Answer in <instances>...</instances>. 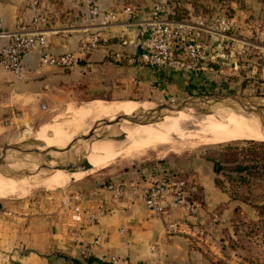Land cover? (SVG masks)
Returning <instances> with one entry per match:
<instances>
[{
    "label": "crops",
    "instance_id": "0c3cea01",
    "mask_svg": "<svg viewBox=\"0 0 264 264\" xmlns=\"http://www.w3.org/2000/svg\"><path fill=\"white\" fill-rule=\"evenodd\" d=\"M31 1L0 0L3 27L39 30L47 52L74 53L76 62L70 69L39 66L38 52L32 49L23 55L18 76L0 70V130L7 128L16 110L34 120L54 103L173 100L207 88L214 78L210 58L196 71L158 69L135 59L143 49V23L150 9L166 0H96L99 10L116 14L114 20L90 17L86 0H38L36 10L30 8ZM253 2L243 0L236 12H252L255 2L260 4ZM262 8L259 5V12ZM93 34L97 40L91 44ZM4 44L0 41V47ZM158 168L170 169L165 162L149 163L86 178L35 202L0 200V264H55L64 257H91L92 263L117 257L124 264H209L224 259L223 241L212 239L229 227L236 207L214 187L211 163L198 155L186 166L195 186L201 187L194 217L181 209L156 215L144 207V179ZM111 182L126 185L117 200L107 188ZM18 247L27 252L17 255Z\"/></svg>",
    "mask_w": 264,
    "mask_h": 264
},
{
    "label": "rangeland",
    "instance_id": "374dc122",
    "mask_svg": "<svg viewBox=\"0 0 264 264\" xmlns=\"http://www.w3.org/2000/svg\"><path fill=\"white\" fill-rule=\"evenodd\" d=\"M183 1V5L189 10V15L185 20L187 22H192L197 18H200L203 20L204 25H207L210 24L213 16L216 13H225V15L229 17H235V20L238 24V26L236 25L233 30L227 33L231 39L225 42L226 47L220 51V53L214 52L213 57L210 58L209 64L212 65L211 68L212 72L214 73V78L210 80L211 83H209V86L207 88L198 89L193 94H189V96L198 93H239L242 95L254 96L257 100L264 101V0H259L260 4L254 0L257 10L253 9L252 12L243 11V14H238V11L236 12V10L243 8V6L242 4L239 5L238 2H236V5L234 0L231 2H228L227 0H224V2H217V0ZM259 5L263 6L260 12L258 10ZM205 34L207 35L204 36L205 38L201 37L200 33L196 34V41L202 45H210L211 43H214L215 36L209 33ZM238 81H242L246 84L250 81L263 82L259 84L261 88L253 89L252 94V89L249 90L245 87H243V89L238 88ZM89 102L90 101H85L77 104L70 102L64 104L54 103L51 105L49 110H46V113L44 112L43 114H40L41 116H38V118H35L34 120L22 117L21 112L16 110L14 112L15 118L12 119L6 129L0 130V145L20 142L23 143L28 140H33L32 137L40 136L38 135L40 133L37 132L42 130L46 123L48 125L60 123L61 121L69 118V116L67 118L66 116L70 115V112L76 110V108L80 106L88 104ZM107 102L113 104H139L138 107L145 105L139 101L137 102L129 100ZM138 107L129 109H137ZM226 109L228 108H225L224 110ZM187 113H191V115L196 117L206 115L198 113V111L194 110H188ZM60 114H62V117ZM58 116H60V118ZM95 119H97V117ZM6 122H8V119ZM90 124L91 122L85 124L81 130H77L75 133L89 128ZM173 124L174 123H170L167 125L171 127ZM121 128L122 126H111L107 129L100 130L92 137V139L102 138L101 140L124 141L125 133L122 132ZM183 129L185 132H193L196 128L193 125L188 124L187 126H184ZM60 137H62V135ZM171 138L174 139H172L170 142L159 143L143 149L141 148L136 151H130L126 154H116L108 160V164L106 163L107 165H104L103 167L92 168L89 171L84 172L80 176L81 178L79 177L75 180L67 179L63 184L60 186L58 185L59 187H49L39 184L42 182L41 180L47 178H43L44 176H47L49 173H51L49 170L45 169L38 170V166L40 164H49L53 166L59 164H70L72 166L71 169L75 171L87 170L90 168L89 164L83 158H80L78 161H74L73 159L69 158V151L67 154L66 152L55 153L53 155L55 161H46L41 156L34 157L28 153L16 151L11 152L4 160L5 165L7 164V161L11 162L13 163L11 166L15 170L26 169L28 171L36 172L29 178H36L37 180L38 178L42 177L43 179H39V182H34L23 178L20 181L24 183H19L20 185H33L23 193L24 195H14V197L8 196L9 198L4 197L3 199L0 198V200H24L31 198L35 202V200L43 194L48 195L50 193H58L78 181H82L95 175H102L106 174L107 172L115 173L125 168L158 162H165L167 167L178 173V176L184 178L188 183L186 184L188 185L189 194H191L195 200H199L201 196V187H199L198 184L195 186L196 181L194 177L190 175L189 170H186V166L188 161L196 160L198 155L201 158H203V155L206 154L214 155L216 157L215 168H217L218 171L214 172L213 168H211V171L214 175L212 179L214 187H216L219 192L224 193L228 201L231 200V203L235 204L236 207L233 217L229 219L231 222L229 227L225 231L222 229L217 232L215 231L216 233H219V239H217L215 236L214 239H212L213 241H223L221 244L225 258L222 259L221 262L223 264H264V141L239 139L220 143L201 144L197 142L194 137H187L185 139L177 138L176 140L175 135L172 134ZM89 142L90 140L78 141L76 143ZM182 142L184 143L182 144ZM39 144H42V142L38 141V145ZM171 144L174 145L172 146ZM201 163H204L205 165L207 164L204 161ZM67 171L70 172L68 169L66 172ZM6 181L9 182L13 180ZM0 182L6 183L1 177ZM37 183L39 188L35 186ZM190 186L192 187V190H190ZM48 187L50 189L51 187L54 188L50 190ZM26 250L27 249H24L23 247H18L16 254H24L27 252ZM57 261L58 263L55 264H75L70 260H62L60 258H58ZM106 262L107 261H105V263ZM216 262L217 261H213V263ZM140 263L146 264L142 262ZM92 264H103V262L94 261Z\"/></svg>",
    "mask_w": 264,
    "mask_h": 264
},
{
    "label": "built area",
    "instance_id": "2783aa9c",
    "mask_svg": "<svg viewBox=\"0 0 264 264\" xmlns=\"http://www.w3.org/2000/svg\"><path fill=\"white\" fill-rule=\"evenodd\" d=\"M132 2L133 0H127ZM90 17L102 15L108 20H114L116 14L112 11L99 10L96 0H86ZM38 0H32L30 8L36 10ZM130 6L124 10L130 13ZM169 8L166 3L152 6L143 23L146 34L143 49L135 58L144 66L164 70H199L203 63L199 59L206 56L211 58L214 52L220 53L225 47V42L231 38L227 34L233 30L237 21L235 17H229L225 13H216L210 24L204 25L203 20L197 18L192 22L175 21L166 17ZM36 16L33 20L36 21ZM142 25V23L140 24ZM214 35V43L202 45L195 39L198 33ZM5 44L0 47V70L13 76H18L22 70L23 55L35 49L38 52L37 62L39 66H49L61 69H70L76 62L74 53L64 52L52 54L45 50L46 37L36 29H5L0 17V41ZM91 44L97 40L95 34L89 36ZM179 40H184L180 56L176 57L172 46ZM180 176L165 177L158 172L148 174L144 179V186L140 197L144 207L153 214L162 215L173 209H181L189 217H194L199 204L189 194L188 183ZM107 188L112 191L113 200L119 199L126 185L121 182H111ZM131 188L135 189L134 186ZM190 190L192 187L190 186ZM109 264H124L117 257L106 260Z\"/></svg>",
    "mask_w": 264,
    "mask_h": 264
},
{
    "label": "bare ground",
    "instance_id": "6f19581e",
    "mask_svg": "<svg viewBox=\"0 0 264 264\" xmlns=\"http://www.w3.org/2000/svg\"><path fill=\"white\" fill-rule=\"evenodd\" d=\"M139 102L145 105L138 107L139 104L134 105L133 103L113 104L98 99L92 100L88 104L80 106L76 108V110L70 112L71 114L66 116V118L69 116L68 119L53 125H48L46 123L43 129L37 132L40 133L38 134L40 136L32 137V139L36 141H41L42 144H39L34 149H31L26 153L34 157L40 156L48 146H60L66 144L77 130H81L85 124H88L94 120L107 118L110 125H115L122 117L129 115L138 109H148L151 107L150 102ZM133 107L138 108L129 109ZM224 107L225 106H218L215 108V113L197 117L191 115V113L179 112L177 114L166 115L160 121L155 123L136 125L134 127L122 126L121 130L123 133H125L124 141L94 140L89 143H74L69 149V158L73 159L74 161H78L80 158H83L89 164L90 168L87 170H77L73 172L56 171L46 179L41 180L42 182L39 184L49 187L58 185L60 186L67 179H78L84 172L89 171L92 168H98L107 165L108 160L116 154H126L130 151H136L148 146L170 142L172 139H174L171 138L172 134L175 135L176 140L177 138L185 139L187 137H194L196 141L201 144H211L239 139L253 140L254 130V140L264 141V115L254 111L253 118L252 110L234 113L228 111L227 109L224 110ZM60 115L62 117V114ZM58 117L60 118V116ZM96 117L97 119H95ZM170 123H174L173 126L170 127L167 125ZM188 124L193 125L196 128L195 131L185 132L183 127L187 126ZM61 135L62 137H60ZM183 143L184 142H182V144ZM24 149L25 146L21 145L20 150ZM0 177L6 182H0V198L2 199L8 196L14 197V195H22L28 188L33 186L29 184L20 185L19 183L23 184L24 182H21L20 180L17 181L4 178L1 175ZM6 180L13 181L8 182ZM37 185L38 183L35 184V186ZM49 187L48 189H50ZM52 188L54 187H51V189Z\"/></svg>",
    "mask_w": 264,
    "mask_h": 264
},
{
    "label": "water",
    "instance_id": "95a60500",
    "mask_svg": "<svg viewBox=\"0 0 264 264\" xmlns=\"http://www.w3.org/2000/svg\"><path fill=\"white\" fill-rule=\"evenodd\" d=\"M218 106H225L227 110L234 113H239L242 111L252 110L264 115V102L257 100L254 96L242 95L239 93H198L195 95H188L182 98L160 101V102H151V107L148 109H138L137 111L122 117L115 125H110L107 118H101L91 122L90 127L77 132L72 135L70 140L60 146H48L41 153V157L46 161H55L54 154L60 152L68 153L72 144L78 141L90 140H101L92 139V137L100 130L107 129L111 126H136V125H146L150 123H155L160 121L164 116L170 114H177L179 112H187L188 110L198 111L202 114H212L215 113V108ZM205 112V113H204ZM124 136V135H122ZM120 139V138H115ZM40 142V141H39ZM21 145H25L24 150H20ZM38 145L36 140H28L23 143H13V144H3L0 145V175L5 178L13 180H21L26 178L30 181H38L49 177L56 171H65L68 169L70 172L75 170L71 169V165H49V164H40L39 169L49 170L47 176L43 178L40 177L36 180L29 178L36 172L28 171L26 169L15 170L11 165L13 163L8 162L5 165L4 160L6 156L11 152H21L26 153L27 151L34 149ZM87 169V168H84ZM68 172V171H67Z\"/></svg>",
    "mask_w": 264,
    "mask_h": 264
},
{
    "label": "trees",
    "instance_id": "16d2710c",
    "mask_svg": "<svg viewBox=\"0 0 264 264\" xmlns=\"http://www.w3.org/2000/svg\"><path fill=\"white\" fill-rule=\"evenodd\" d=\"M224 2V0H217V2ZM228 2H231L232 0H227ZM235 3L238 2L239 5H241L243 3V0H234ZM226 2V1H225ZM184 1L183 0H166V4L168 6V8L170 9L169 12L166 14V17L170 20H175V21H185L186 18L189 15V10L183 5ZM237 5V3H236ZM194 6V5H193ZM184 40H179L178 42H176L173 46H172V51L174 53V55L176 57L180 56V52H181V48H182V44H183ZM208 59L206 56H204L203 58L199 59L198 62L204 63V61ZM225 79V78H224ZM263 82V81H261ZM259 81H250L249 83H243L242 81H238L237 82V87L243 89V87H245L246 89H252V84H253V89L256 88H261L259 86V84L261 83ZM252 141V140H250ZM253 143V142H251ZM203 158L207 161H209L212 164V168L214 172H218L217 168H215L216 165V157L214 155H203ZM152 172H158L160 174L165 175V177H174V176H178V173H176L175 171H173L172 169H166V168H158V169H150L148 171V173H152ZM65 260H70L72 262H74L75 264H91L93 261V258L91 257H84V259L82 261L76 259V258H70V259H66V257H64ZM98 262V261H97ZM99 262H103V261H99ZM103 264H109L108 262H103ZM127 264H141L140 262L137 263H127ZM210 264H223L221 261H217L216 263H210Z\"/></svg>",
    "mask_w": 264,
    "mask_h": 264
}]
</instances>
